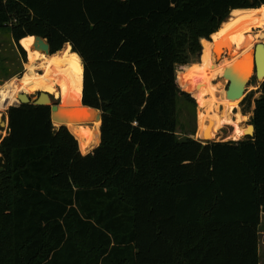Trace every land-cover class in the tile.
Here are the masks:
<instances>
[{"label": "trees", "instance_id": "trees-1", "mask_svg": "<svg viewBox=\"0 0 264 264\" xmlns=\"http://www.w3.org/2000/svg\"><path fill=\"white\" fill-rule=\"evenodd\" d=\"M263 6L0 0V31L22 56L28 36L46 40L50 55L70 46L83 66L80 102L101 114L87 149L71 127L55 129L49 107L7 110L0 264H259L264 82L252 137L179 140L177 100L188 95L176 72L202 60L192 70L202 112L215 64L211 35L233 10Z\"/></svg>", "mask_w": 264, "mask_h": 264}, {"label": "bare ground", "instance_id": "bare-ground-1", "mask_svg": "<svg viewBox=\"0 0 264 264\" xmlns=\"http://www.w3.org/2000/svg\"><path fill=\"white\" fill-rule=\"evenodd\" d=\"M248 28L250 30L260 29L261 31L254 36L264 40V6L258 9L233 10L228 20L211 35L212 52L215 59L220 51L228 49L230 45L237 44L238 46L237 51L232 55L234 57L227 63V67L224 66L226 60H221L219 65L213 68L216 73L231 80V92H237L248 76L252 75L253 63L252 58L250 61L248 52L254 36H242ZM22 40L28 46L33 45V36ZM31 52V60L22 78L12 79L0 88V112L16 105L19 94L31 95L35 92H44L63 102L64 104H60L61 107H73L82 116L83 120L80 122L66 126L90 123L92 120L89 121V115L94 111L80 106L83 66L77 54L71 52L69 45L50 56H44V53L38 50L31 49ZM38 61L43 64V75L36 73L35 63ZM216 93L220 94L219 98L216 97ZM226 97V90L218 91L215 87L214 92L206 101L204 110L197 111V136L199 138L203 139V134L206 132L204 139L212 140L215 137L216 128L229 124L233 127L231 139L238 140L249 132L247 127L242 128L240 124L246 121L245 117L237 116L236 121L231 120L230 113L235 108V97L232 99H226Z\"/></svg>", "mask_w": 264, "mask_h": 264}, {"label": "rangeland", "instance_id": "rangeland-1", "mask_svg": "<svg viewBox=\"0 0 264 264\" xmlns=\"http://www.w3.org/2000/svg\"><path fill=\"white\" fill-rule=\"evenodd\" d=\"M258 31H261V30L260 29L250 30V28H248L243 32L242 36L243 37L246 35L254 36L256 33H258ZM256 38L257 37L254 36V39L249 47L250 49L248 52L249 53L248 56L250 58V61H251V51L253 49L254 44L261 43L264 45V40H261L258 38L256 39ZM19 46L21 47L20 44ZM22 46L26 50L25 51L21 47L22 50L25 52V56H22L16 44L13 43L10 35L6 33L5 31H0V87H2L9 80L13 78L20 79L24 75L25 70L28 67L29 62L31 60L30 55L32 53L31 52L32 46H28L23 40H22ZM236 46L237 44L230 45L228 49H223L222 51H220V53L216 55L215 64L209 67L208 75L206 78L207 91H208L207 99L212 95L215 87H217L218 91L226 90L228 79L226 77L223 79L222 78L223 75L216 73L213 70V68L214 66L219 65L221 60H226V61L232 60V58L234 57L232 56L233 53H235L238 49V46L237 48ZM43 55L48 56L47 54H43ZM197 59H195L196 62L192 63L191 65L187 67H178L177 72H176V80H177V85H178L179 90L188 95V100L185 97H178V100H177V120L179 124L178 130H177V136L179 140H183L185 138H193L194 140H197V141H203L201 138H199V136H197L198 106H197V101H196L197 99L195 95L194 78L192 74V70L194 67H200L203 64L202 60H197ZM226 64L227 62L225 63V65ZM35 66L37 67L36 73L38 75H43L44 69H43L42 62H39V61L36 62ZM249 78L251 79L248 82ZM180 82L186 88L188 87L192 94L184 91L180 85ZM262 83L257 82L254 77H251V75H249L247 80L243 83L240 89L236 92L239 95L235 96L234 98L235 108L231 111L230 118L232 121H236L237 116L245 117L246 121L240 123L242 128L248 127L251 125L250 121L252 117V109H253L254 101L258 99L261 94L260 86ZM243 90H245L244 94L241 95L240 92H242ZM35 94L36 92L28 96L32 97ZM219 96L220 94L216 93V97L219 98ZM51 97L58 104L59 103L64 104L58 98H54L53 96ZM228 98L232 99L233 97H226V99ZM206 101H205V104H206ZM205 104H204V107H202V110H204L203 108H205ZM18 106H19V103L14 105V107H18ZM9 108L10 107L0 112V121H1L0 122V141L7 135L6 112ZM232 112L236 113L234 117H232ZM96 114L97 113L94 111L93 114L89 115L90 116L89 121L92 120L91 124L71 127L74 134L83 140V144H84L83 146L84 148H87V149L88 148L91 149V146L94 144V137H95L94 130L96 131V128H97V125H95V122L97 121H94L93 118L95 117ZM54 127H56V129L59 128V126L57 125H54ZM232 133H233V127L230 124L224 125L220 128H216V134H215L214 139L209 140L208 142L238 141V140H242L245 138V136L243 135L238 140L231 139ZM258 240H259V248H258L259 264H264V213H262L261 215V224L259 227V239Z\"/></svg>", "mask_w": 264, "mask_h": 264}, {"label": "water", "instance_id": "water-1", "mask_svg": "<svg viewBox=\"0 0 264 264\" xmlns=\"http://www.w3.org/2000/svg\"><path fill=\"white\" fill-rule=\"evenodd\" d=\"M32 50H38L39 52H42L44 54H47L50 56L49 51V45L46 42V40L42 39L38 36H33V45ZM251 58L253 63V69H252V75L251 77H254L257 82H264V45L262 44H256L254 48L251 51ZM224 79L225 76H222ZM251 78H249L248 82ZM247 82V83H248ZM247 85V84H246ZM231 86L232 82L231 80L227 81V87H226V96L227 97H235L239 94L236 92H231ZM245 89V88H244ZM243 90L240 92V94H244ZM17 100L19 105H34V106H44L49 107L50 109V119L51 122L54 125L57 126H66L70 124H76L80 122V120H83L82 116L76 112V109L73 107H61L60 103L58 104L55 100L52 99L51 95L44 93V92H37L32 97L25 95V94H19L17 95ZM80 106L82 108H86L89 110H95L89 107H85L82 102H80ZM14 107V106H10ZM97 111V110H95ZM94 121H99V124L101 123V114L99 111H97V114L93 118ZM86 123V125L91 124ZM56 129V127H55ZM249 132L245 134V137H252L254 135V127L252 125L248 126L246 128ZM57 130V129H56ZM206 132L203 134V141L208 142L209 140L204 139Z\"/></svg>", "mask_w": 264, "mask_h": 264}, {"label": "flooded vegetation", "instance_id": "flooded-vegetation-1", "mask_svg": "<svg viewBox=\"0 0 264 264\" xmlns=\"http://www.w3.org/2000/svg\"><path fill=\"white\" fill-rule=\"evenodd\" d=\"M36 93H37V92H36ZM235 114H236L235 112H232V117H234V116H235Z\"/></svg>", "mask_w": 264, "mask_h": 264}, {"label": "crops", "instance_id": "crops-1", "mask_svg": "<svg viewBox=\"0 0 264 264\" xmlns=\"http://www.w3.org/2000/svg\"><path fill=\"white\" fill-rule=\"evenodd\" d=\"M226 62L228 63L229 61H226ZM225 67H227V64L225 65ZM194 68H195V67H194ZM251 73H252V72H251ZM97 145H98V144H97ZM97 145H96V146H97Z\"/></svg>", "mask_w": 264, "mask_h": 264}]
</instances>
